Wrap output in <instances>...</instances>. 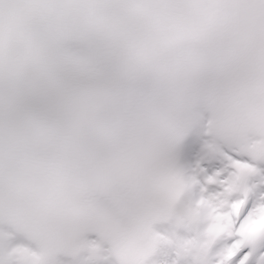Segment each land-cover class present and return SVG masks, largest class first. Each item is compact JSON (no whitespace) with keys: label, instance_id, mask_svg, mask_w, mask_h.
<instances>
[{"label":"snow or ice","instance_id":"obj_1","mask_svg":"<svg viewBox=\"0 0 264 264\" xmlns=\"http://www.w3.org/2000/svg\"><path fill=\"white\" fill-rule=\"evenodd\" d=\"M234 7L264 23V0H0L5 201L27 174L148 156L190 182L182 201L203 199L227 221L212 237L207 218L154 224L167 239L148 264H264V224L245 230L264 213V152L254 148L264 132L225 121L242 77L233 25L185 35L159 22ZM23 240L0 222V264H23L13 251Z\"/></svg>","mask_w":264,"mask_h":264},{"label":"bare ground","instance_id":"obj_2","mask_svg":"<svg viewBox=\"0 0 264 264\" xmlns=\"http://www.w3.org/2000/svg\"><path fill=\"white\" fill-rule=\"evenodd\" d=\"M213 210H214V209H213ZM263 214H264V213H261L260 216H262ZM215 220H218V219L215 218ZM218 221H219L218 223H220V224L223 223V220H221V221L218 220ZM191 222H192V224H194L193 221H191ZM175 223H176L177 225L183 224L185 227H188V226H191V225H192V224L188 221L187 218L182 217V216H181L179 219H177V220L175 221ZM213 226H214V225H209V226H207V227L204 229V231H206V232H205V236L209 237V232H212V228H213ZM158 234H159V240H161V242H162L163 240H166V239H167L166 237L162 236L159 232H158ZM185 244H187V245H191V246H196L195 238H193L192 240H186V241H185ZM202 246H203V245L201 244V247H202ZM20 248H21V245H20V244H17V245L15 246V248L13 249V251H14V252H17ZM102 248H103V250H102V252H101L100 257H98V258L92 260V261H95V262L92 263V261H90V262L81 261V262H73V263H74V264H114L112 258L106 253V246H105V244H102ZM63 264H68V261L63 262ZM145 264H148V261H146Z\"/></svg>","mask_w":264,"mask_h":264}]
</instances>
